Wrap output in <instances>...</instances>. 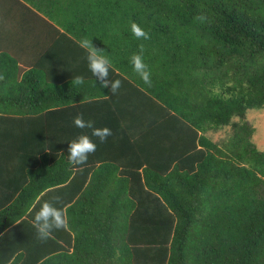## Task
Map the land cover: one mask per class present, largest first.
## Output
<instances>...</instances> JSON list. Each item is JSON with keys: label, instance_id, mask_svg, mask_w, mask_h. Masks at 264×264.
<instances>
[{"label": "trees", "instance_id": "16d2710c", "mask_svg": "<svg viewBox=\"0 0 264 264\" xmlns=\"http://www.w3.org/2000/svg\"><path fill=\"white\" fill-rule=\"evenodd\" d=\"M1 2L0 264H264L247 120L264 108V0ZM85 40L111 62L106 87ZM80 135L97 147L77 164ZM46 202L65 223L41 239Z\"/></svg>", "mask_w": 264, "mask_h": 264}, {"label": "clouds", "instance_id": "9594fccd", "mask_svg": "<svg viewBox=\"0 0 264 264\" xmlns=\"http://www.w3.org/2000/svg\"><path fill=\"white\" fill-rule=\"evenodd\" d=\"M201 19H203V17H201ZM132 30L137 37L143 36L147 38V34L135 24L132 25ZM83 46L88 49L87 61L89 69L94 76H99L103 80L101 87H106L109 81L104 78L108 76L109 68L111 67L109 58L95 50L87 40L83 42ZM131 62L136 72L140 74L142 79L146 83H150L149 73L146 71V65L143 63L142 57L140 55H133ZM75 82L77 84H81L83 83V80L82 78L77 77ZM120 86L121 81L115 80L114 82H112L110 91L114 94ZM74 123L79 128H93V123L91 121L85 122L82 117H77ZM93 134L99 136L101 141H103L109 135H111V131L108 128L94 129ZM68 145L69 147L67 151L69 153V160L72 163L77 164L86 161L88 158V154L94 152L97 147L96 144L87 135H80L68 141ZM50 218L52 222L55 223L57 228H61L64 226L65 221L63 219L62 211L60 209L52 207L49 203L46 202L40 207L35 217L37 221H44L43 226L39 227L41 239H46L49 236L45 229L49 226L48 222Z\"/></svg>", "mask_w": 264, "mask_h": 264}, {"label": "rangeland", "instance_id": "374dc122", "mask_svg": "<svg viewBox=\"0 0 264 264\" xmlns=\"http://www.w3.org/2000/svg\"><path fill=\"white\" fill-rule=\"evenodd\" d=\"M247 120L255 128V135L253 141L257 147L261 150H264V108L262 110L250 111L247 115ZM229 130L220 131L217 133H209V137L215 141H222L227 138Z\"/></svg>", "mask_w": 264, "mask_h": 264}, {"label": "crops", "instance_id": "0c3cea01", "mask_svg": "<svg viewBox=\"0 0 264 264\" xmlns=\"http://www.w3.org/2000/svg\"><path fill=\"white\" fill-rule=\"evenodd\" d=\"M4 8L9 9L10 7H8L6 4L3 5V3L0 0V26L4 23V21L2 20V14L4 12ZM6 41H7V38H4V37H2L0 35V52H1V50H4L6 52L7 51L9 52L10 45L8 44L9 47H6L5 46ZM1 48H3V49H1ZM6 48H8V49H6Z\"/></svg>", "mask_w": 264, "mask_h": 264}]
</instances>
